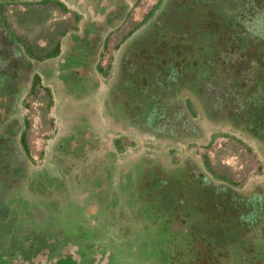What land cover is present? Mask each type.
Wrapping results in <instances>:
<instances>
[{
    "label": "rangeland",
    "instance_id": "rangeland-1",
    "mask_svg": "<svg viewBox=\"0 0 264 264\" xmlns=\"http://www.w3.org/2000/svg\"><path fill=\"white\" fill-rule=\"evenodd\" d=\"M3 1L8 2V5L4 7L5 16L0 17V42L6 39L5 45H8L11 39L18 43V38H24L29 44L39 45L46 50L53 46L60 31L72 23L74 9L93 11V18L106 8L109 11L123 8L125 11L119 19L106 20L108 25L104 31L96 27L93 21V33L90 34L93 45H104V42L107 45L100 59L102 67H110L108 72L103 71L105 76L111 72L107 82H103L105 80L100 76L102 71L99 69L95 78L80 77L77 73L80 62L86 59V53L82 51L75 54L73 45H86L85 33L76 37L69 34L63 37L62 43L68 51L57 57L46 61L30 60L28 64L29 76L34 72L40 73L42 85L37 87L36 93H32L28 92L29 84H21L14 101L12 117L19 125H16V141L11 148L16 157L23 159L16 161L22 170L13 175L16 178L11 175L12 168L8 165L0 170L1 194L15 195L10 199L17 205L12 214L17 215L24 224L36 222V229H43L45 227L41 225L44 223L46 226L70 223L73 230H66L71 235L70 240L80 236L91 239L90 243L81 244L83 247L92 246L94 237L113 242L124 238L130 242L139 239L149 248L147 244L154 243L160 236L157 228L166 216L162 208L171 212L174 208L173 200L177 197L175 194L172 199L170 192L166 193L162 199L159 198L165 207H156L158 204L153 201L159 196L153 199L149 195L154 193L153 183L145 188L146 180L156 179V171L172 179L173 174L184 178L188 172L190 176H207L215 183L226 184L220 186L222 192L228 190L224 187L242 193L264 188V146L254 139L249 129L248 132L237 131L229 127L227 122L221 124L217 120L221 111H210L203 83L198 84L197 88L194 83L185 86L181 80L175 79L174 85L165 86L171 91L169 94L164 93L167 89L162 88V84L157 87L156 83L155 86V72L151 68L142 72L156 60L159 65L157 78L163 77V70L182 73L183 69L189 77L194 73L211 77L215 71L214 61L206 47L212 49L213 45H237V37L244 32V45H254L258 37L264 35V21L262 16L258 18L255 15L259 8L256 10L253 7L252 0H58L64 7L54 2L42 4V0H0ZM153 7L154 13L143 21ZM88 23L89 20L85 19L87 27ZM130 31L131 35L125 37ZM155 36L159 37L158 41ZM145 38L148 44H156L145 45L144 48L140 45L137 48L136 45L142 40L145 42ZM162 50L164 53H157ZM154 54L157 56L151 62L150 58ZM225 54L221 55L222 61H225ZM12 56L21 60L17 49ZM184 57L195 61L193 68L181 62ZM57 61L60 67L58 75L64 66L65 83L59 82L55 74L47 77L50 75L47 71L49 68L54 71ZM12 68L16 70L14 64ZM5 70H9V67ZM8 74L7 83L11 84L4 86V93L16 87L10 77L12 71L9 70ZM18 74H22L21 68ZM25 74L28 72L25 71ZM18 79L23 78L18 76ZM94 79H97V83ZM166 79L170 80L168 77ZM99 83H104V88L99 89ZM44 87L50 89V94ZM112 89L116 95L112 100L113 106L108 104L107 108L104 100L110 102ZM156 92L157 97L152 98L155 106H165L166 102L168 104L166 99L170 98V106L183 111L186 108L184 99L192 100L197 114L186 121L187 125L182 128L185 133L179 135V138L173 135V130L178 128L173 126L174 118L165 126L166 131L163 125L160 127L155 123L151 127L145 124L148 118L145 104L148 96ZM126 113H130L129 121ZM206 114L209 115L207 118L204 116ZM23 128L26 131L28 155L19 143V133ZM151 131L159 133V136L152 135ZM114 137H120V149ZM222 177L227 182L221 180ZM176 185L183 186L180 183ZM208 187L215 191L214 184H208ZM145 193L149 198L144 197ZM237 196L233 204L239 203L235 202L239 198ZM217 199L218 204L213 212L186 205L185 200L179 199L177 204L185 206L186 213L191 211V214H205L211 218L234 211V208L222 207L224 197L221 194H217ZM26 203L30 207H40L42 215L33 218V212L25 206ZM255 208L252 210L256 211ZM179 216L175 217V222L186 225L188 219L181 214ZM205 222V219L202 220L203 229L201 226L195 227L199 233L203 232L202 236L204 234L211 241L227 240V237L219 234L222 230L220 226L211 227L210 223ZM53 225L50 227L54 231ZM20 234L23 235L22 232ZM177 234L176 239L179 241L180 234H183L180 226ZM168 236L172 237L169 233ZM246 237L250 242L252 237L238 235L231 242L239 248L245 246L241 242ZM102 246V250L115 254L122 251L109 243ZM77 247L75 251L81 252ZM256 247L258 249L246 251L245 260L238 262V258H221L217 264H264V255H256V252L264 253V246ZM204 253L194 252L196 264L203 263L198 258ZM46 255L41 253V257L34 259V264L46 260ZM138 263L163 264V261L159 255H155L145 259L144 263L136 260L132 264Z\"/></svg>",
    "mask_w": 264,
    "mask_h": 264
},
{
    "label": "flooded vegetation",
    "instance_id": "flooded-vegetation-1",
    "mask_svg": "<svg viewBox=\"0 0 264 264\" xmlns=\"http://www.w3.org/2000/svg\"><path fill=\"white\" fill-rule=\"evenodd\" d=\"M61 6L64 7L65 5L61 4ZM124 13H125V11L123 8L122 9L118 8L115 11H113V10L109 11L106 8L103 13H100V15L96 14L95 17L93 18V21L95 20L96 27H101L102 31H104L105 27L108 25V23L105 22L106 20H108V19H112V20L119 19L121 17V15H123ZM107 14L108 15L111 14L112 16L109 15V17H110L109 18L107 16ZM126 14H128V11ZM98 24H100V25H98ZM105 39L106 38H104V40ZM4 40H5V42H0V44H2V45H0V56H1L0 57V94H1L0 95V149L7 151L6 155H7V159L9 160V163L6 164L4 162L3 164H0V166L3 168L5 165H8L9 167L12 168L11 175L15 176V175H17L18 171L22 170L21 166L16 165V161L17 160L23 161V159L16 157V155L13 154L14 151L11 148V147H13V143L16 141L15 137H16L17 131H18V128L16 125H19L16 122V120L12 117V115L15 111L14 101L16 100V97H18L17 95L20 91L21 84H24L25 82H26V85L29 84L28 92H30V90H31L30 87H31L33 75L36 73L41 78V75L38 72H34L31 77L29 76V71L27 70V68H28V64L30 63V60H33V61L34 60H36V61H44L45 60L46 61L47 59H53V58L57 57L60 53L57 56H53V57H49V58L36 59L34 57H29L26 54L23 55L21 52V50H23V47L21 46V49H19L20 44L15 42L13 39L10 40L12 42H10V44H8V45H5V44H7V41H6V39H4ZM105 44L106 43L104 42V45H92V46L87 45L85 47V50H83V48H82L83 45L74 49L75 54H78L82 51H84L86 53V59L83 62H80V69L78 68V70H77V73H79L80 77L90 76L92 78L94 76V78H95L96 74H99V71L101 70L102 74L100 76L105 80L103 82H107L109 80L108 78L110 77L111 72L109 75L105 76L103 74V71L108 72L110 70V67L107 66V68H104V67H102L101 62H100V59L102 57V53L107 48V45H105ZM136 47L138 48L139 45H136ZM144 47H145V45H143V48ZM6 49L9 51H6ZM15 49H17V52L20 55L21 60H18L15 57L13 58L12 54L15 51ZM4 59H5V61H4ZM8 60H10V62ZM11 61H13V64H14V67H16V70H13V68H12L13 64ZM93 63H95L94 66H93ZM45 64H46V66H48L47 65L48 63H45ZM7 66L9 67V70L12 71V74L10 75V77L12 78V82L15 83L16 87L14 89L12 88V90L8 91L7 93H4V92H6L4 89V86L6 84H11V82L7 83L9 81V78H7V75H9L8 74L9 70H5L7 68ZM20 68L22 69L21 75L18 74V71ZM59 68L60 67L58 66V61H57L56 66L54 68V71H53V69L50 70V68H49V71H47V72L50 73V75L49 76L47 74H45V75H47V77H51V75L53 76L55 74L57 79L59 78V82L61 81V83H65L66 78H64V75H63L64 74V72H63L64 66H62V71H60V75H58V72H57V70H59ZM98 69H99V71H98ZM25 71H27L28 74H25ZM47 72H45V73H47ZM18 76H21L23 79L19 80ZM94 80H95V83H97V81H96L97 79H94ZM100 83H99V85H100ZM102 84H104V83H102ZM102 84L99 86V89L104 88ZM186 85L190 86L188 84H185V86ZM117 86L118 85L116 84V87ZM195 87H197V86H195ZM97 90L98 89H96V91ZM49 91H50V89H49ZM211 92L212 93L217 92L218 94L221 93L220 90H217L215 88H212L210 90V93ZM206 93H208V92H206ZM206 93H204L205 97L207 96ZM226 93H227V90H224L222 95L226 96ZM115 95H116V92L114 91V89H112V95L110 97V102H108L107 99L104 100V103L106 102L107 108H109V105L113 106L112 100L114 99ZM178 97L180 98L179 94H178ZM171 100L172 99H170V98L166 99V101H168V104L166 102V108H167L166 110H169L170 113L168 114V112H169L168 111L164 114V116H163L164 118L168 114V116L165 119L162 120L161 116H160L159 121H154L153 119H151L152 118L150 116L151 114L148 113L147 114L148 118H146L145 124H149V126H151V127H153L155 125V123L159 124L160 127L163 125V128L165 130V126L167 124L171 123L172 119L174 118L173 122H172L173 126L174 127L177 126L178 128L177 129L174 128L175 130H173V131H175V132H173V135L178 136V138H179V135L182 136V134L185 133L184 130H182V128L184 127V125H187L186 121L189 118H188V116L185 117L184 112L181 111L179 108H174V107L170 106ZM123 104L126 105L125 103H123ZM109 112H110V110H109ZM227 113H228V111H227ZM129 114L130 113L125 114V116L128 117L127 121H129V116H128ZM177 115H178V117H177ZM204 116L207 118V116H209V115L206 114ZM225 116H226V110L222 109L221 110V116L218 117L217 120H219L221 122V124H225L224 122H227L226 124L229 125V127H231L232 129H235V130L239 129L240 131H244L243 129L240 128V126L237 127L236 124L234 125L229 119H226ZM22 130H24V128ZM22 130H21V132H22ZM21 132L19 133V137H20ZM246 132H248V131H246ZM255 132L256 131L254 130L253 134H251V135H253L254 139L261 142L262 146H264V142H262V140L259 138V136L256 135ZM97 134H98V132H97ZM151 134L154 136H159V133H155L153 131H151ZM19 143H21L20 139H19ZM8 148H10V150H8ZM1 154H2V152H1ZM26 155H28L27 152H26ZM0 163H2V162H0ZM47 173L49 176L50 175L49 170ZM213 174H215V173H213ZM213 174H211V175H213ZM172 177H173V179L170 178V176L168 178H166L165 173L161 174V172L156 171V179L150 180V181L146 180L147 184L145 183V188H148L149 184L153 183L152 191L154 193L153 194L149 193V195L152 196L153 199H155V197L159 196L158 198H156L155 201H153L154 204L155 203L158 204V205H156V207H165V206H163V204H162L163 202H161L160 199H162L166 193L170 192L169 195L172 196V199L174 198L175 194L177 195V197L173 200L174 201L173 202L174 208L171 210V212H173L172 214L170 211L168 212V209L164 210V208H162V210L166 216L163 215L164 216L163 222L161 224H159L158 228H157V231H158V233H160V236L154 243H148V244L146 243L147 247H149V248L151 247V249L146 248L144 245V242L143 243L139 242V239H134V240H131V242H130V240H126L124 238V240H120L119 242H117V241L113 242V241H108L105 238L94 239V237H93V245L92 246H84L83 247V246H81V244L86 245L87 243H90V241H89L90 238H87L86 236H80L77 239L70 240L71 235H70V233H67V231H66V230H73L70 223H66L65 225L48 224L47 226H46V223H44V225H41V226H44L45 227V228H43L44 231H47L50 234V237H46L45 239L47 240L48 244L50 243V244H52V246H50V247L44 246V249L40 253H38L37 256L34 257V259L37 257L39 258V256L41 257V253L47 254L46 260L42 259L37 264H132L136 260L144 263L145 259H150V258L154 257L155 255H159L161 257L163 264H196L197 263V261H196L197 257H196V259H193L194 258V252L196 254H199V253L201 254V253L205 252L204 255H202L201 257L198 258V259H200V262H203L202 264H207L208 262H209V264H214V263L217 264V262H219L221 258H223V259L231 258V260L233 258L234 259L238 258V262H240L241 260L246 259L245 255H246L247 250H255L257 248L256 245L264 246V188H261V190L255 189L252 191H247L246 193L245 192L242 193V192L234 191L233 189H231L229 187H224V188H228V190L222 192L220 190L221 189L220 186H226V184L225 183L224 184L215 183L213 180H211L207 176H201V175L190 176V173L188 172V174L184 178H180L179 175H175V174H173ZM14 178H16V177H14ZM213 179L215 180V178H213ZM220 179L223 180L222 178H220ZM26 182L28 183V181H26ZM224 182H227V181H224ZM178 183L182 184L183 186H177L176 184H178ZM208 184H214L215 185V191H212V189L210 190L208 187ZM143 186H144V184H143ZM17 190H19V189H17ZM148 190H150V189H148ZM205 191H209L210 193L206 194ZM155 192H157V193H155ZM1 193H2V190L0 189V207H3V208L8 207L11 210L10 215L12 217H14V220H15L14 228L16 227V229H18L17 226L22 225V228H20L22 233H23L24 229H26L25 232L28 231L33 235H38V232H40L41 229H36V227H37L35 225L36 222L32 223L34 226H32V224L27 225V224H24V221L19 220L17 215L12 214V210L17 208L16 207L17 205H14L10 201V199L13 198L15 195L11 196L10 194H6L4 196ZM218 193L224 197V200L222 201V204H223L222 207L234 208V211L229 212V213L227 212V214L220 213L215 218H213V217L211 218L209 216H205V214L204 215L199 214V213L191 214L192 213L191 211L186 213L185 212V206H178V204H177L179 199L185 200L187 202L186 205L191 204L194 207H196L197 209L201 208L204 210H208V212H213V210L216 209L215 206L218 204V199H217ZM146 196H147V194L144 195L145 198H146ZM235 196L239 197L237 200H235V202H237V201L239 202L238 204L232 203V202H234ZM25 206L30 207L27 205V203L25 204ZM248 207H249V209H248ZM254 207H256L255 208L256 211L252 210V209H254ZM30 209L33 212L31 214L32 216H34L33 218L42 215L40 207L34 205V206L30 207ZM179 214H181L182 216H184L188 219V222L186 225L185 224L183 225L180 222H175V217L179 218L180 217ZM204 219L206 221L205 222L206 224L210 223L212 225L211 227L218 228V226H220L222 228V230L219 231V234H221V233L227 234V236H228L227 241L226 240L225 241H221V240L211 241V240H208L204 236V234L202 236L203 232L199 233V230L195 227L201 226L200 228L203 229L204 225L202 223V220H204ZM176 221H177V219H176ZM52 225L55 227L54 231L50 227ZM41 226H39V227H41ZM179 226L181 227L183 234H180L181 238L179 241H177L176 236L178 237L177 231H178ZM46 227H48V229ZM167 227H170L169 231H165V229ZM171 227H172V229H171ZM229 230H231L232 232H230ZM21 232H18V235H17L18 239H23V236L25 235V232L23 233V235L20 234ZM168 233L170 235H172L171 239H173L172 242L175 244V249H176L175 255L173 257H171L172 261H168V260L165 261V257H167V255H166L167 253L162 246L163 242H165L164 238H166L165 236H168ZM225 234H223V235H225ZM235 235L236 236L238 235L240 237L250 236V237H252V239L249 242L247 240V237H246L243 240L244 242H241V243H244L245 246H238L239 248H237L236 246H234V244H232L233 242H231L232 238L235 239L234 238ZM10 237L11 236H9V239H11ZM198 237H204V239L198 238ZM219 237H220V235L218 236V238ZM199 240H202V242H200ZM166 242H169V240ZM105 243H109V245L117 246V248L118 249L121 248L122 251L116 252L117 254H115L114 252H110V251L108 252V251L102 250V248H103L102 244H105ZM110 243H116V244H110ZM130 243H132V244H130ZM176 243H177V246H176ZM77 246H79V249L81 250V252L75 251L74 248ZM143 248H144V251H143ZM240 248H242V250ZM145 249H149V251L146 252ZM161 254H162V256H161ZM190 254H191L192 258L190 256ZM257 254L258 255L259 254L264 255V253L256 252V255ZM34 259L23 260V257L21 255H18L17 253H15L11 256V259L9 261H0V264H34V262H33ZM19 260H20V262H19ZM138 264H141V263H138ZM198 264H201V263H198ZM232 264H234V263H232Z\"/></svg>",
    "mask_w": 264,
    "mask_h": 264
},
{
    "label": "trees",
    "instance_id": "trees-1",
    "mask_svg": "<svg viewBox=\"0 0 264 264\" xmlns=\"http://www.w3.org/2000/svg\"><path fill=\"white\" fill-rule=\"evenodd\" d=\"M252 1L253 7H256V10L257 8H259V10L256 11L257 13L255 15H257L258 18L262 16V20L264 21V0ZM40 2L42 4L54 2L61 7V3L58 0H42ZM7 5L8 2L6 1L0 2V17L5 16L4 7H6ZM154 10L155 7H153L144 16L143 21L148 20L154 13ZM242 11H244V9H242ZM248 17H250V15ZM244 33H240L237 37V45H213L212 49H208L209 46L206 47L207 52L210 54L211 59L214 61L213 65L215 71L211 77H209L208 74L205 76H201V74L199 75L195 73L192 75L190 74L191 76L189 77V74L186 73L187 71L183 69L182 73L178 71L173 72L163 70V77L157 78L159 65L155 60V57L157 56L156 54H154L153 57L150 58L151 62L152 60L155 61L151 63V65L146 66L142 72L145 73L148 69L151 68L153 72H155L153 75L155 77V86L156 83H158L157 87H159V84H162V88H165V86H169L171 84L174 85L175 79H178L179 81L181 80V83H185L188 85L194 83L196 84V86H198V84L203 83V87L205 88L206 92H208L206 93V102L211 108V110L209 109L210 111L219 112L222 109L226 110V119H229L234 125L236 124L237 127L240 126V128L245 131H248L249 129V131L253 132L255 130L256 135L259 136L262 142H264V35L258 37L256 41L257 44L244 45L246 41ZM130 35L131 31L128 32L125 37H128ZM125 37H123V39ZM154 38L157 41L159 40L158 36H155ZM146 40L148 41V39L146 38L145 42L142 40L139 46L153 45V43L156 44L155 42H152V44H148L149 41L147 42ZM17 41L20 44V48H18L21 49V46L23 47V50H21L23 55L26 54L27 56L34 57L36 59L49 58L57 56L60 53V45L58 41H56L49 50H46L44 47H41L39 45H34L31 43L29 44V41L24 38H18ZM222 52L226 53V57H224L225 61H222ZM157 53H164V51H158ZM181 62L193 68L195 61L192 58L186 59L184 57ZM186 69L189 68L186 67ZM167 77L170 80H167ZM39 85H42L41 78L38 74L35 73L31 82L30 92L36 93L37 87ZM207 86L209 89H207ZM44 88L50 94L49 88ZM212 88L220 90L221 93H210V90ZM224 90H227L228 94L226 93V96L222 95ZM167 91H165L164 93L170 94L171 91L169 89H167ZM148 97L150 99L148 98L145 104V106L147 107V109L145 110L146 114L150 113V116L152 117L151 119H153L154 121H159L160 116L162 120L165 119L170 111L166 110V105L163 107L155 106V102L152 98L157 97V92ZM141 101L142 100H140V102ZM184 103L186 106V108L183 110L184 116H188L189 119L195 117L197 112L194 108L192 100L184 99ZM139 105L142 106L143 104ZM252 105H256L258 108H254V106ZM248 108L254 109V111L250 112ZM166 112H168V114L164 118L163 116ZM19 139L21 144L24 146L25 151L28 152L26 149L27 145L25 128L24 130H22ZM114 141L115 143H117V147L119 148L120 137H115ZM0 151L2 152V154L0 152V162H2L0 164H3L4 162L6 164L9 163L6 155L7 151L1 149ZM1 169L2 167L0 166V170ZM222 179L225 180V178L223 177ZM10 213L11 210L8 207H0V261H9L11 259V256L15 253L21 255L23 257V260H32L35 256L38 255V253H40L44 249V246H52V244H48L47 240L45 239L46 237H50V234L47 231H44V229H41L40 232H38V235H33L28 231L25 232L26 229H24L23 233L25 232V237L23 236V239H18L17 235L18 232H21L20 228H22V225L17 226L18 229H16V227L14 228L15 220L14 217L10 215ZM167 228L165 229V231L170 230V227ZM229 231L232 232L231 230ZM9 236H11V239H9ZM165 237V243H163L162 245L167 253L165 261H172L171 257L175 255L176 251L175 244L172 242L173 239L168 236ZM224 237H228L227 234H225ZM168 240L169 242H166ZM199 241L202 242V240Z\"/></svg>",
    "mask_w": 264,
    "mask_h": 264
},
{
    "label": "crops",
    "instance_id": "crops-1",
    "mask_svg": "<svg viewBox=\"0 0 264 264\" xmlns=\"http://www.w3.org/2000/svg\"><path fill=\"white\" fill-rule=\"evenodd\" d=\"M64 10L66 11L67 8H65ZM73 13H74V18L72 20V23L69 25L68 28L62 29L60 31V35L55 40V42L56 41L59 42L60 54L62 52L68 51L67 48L64 47V45L62 43L63 37H67L68 34H69V36L74 35L73 37H76L79 34L85 33L87 36L86 40H85V41H87V43H85V44L89 45V46L93 45V41H91L92 39L90 38V34L93 33V11L83 10V9H74ZM85 19L89 20L88 27L85 25ZM54 43H53V45H54ZM86 45H83L82 48L85 49ZM74 46H75V48H78L82 45H73V48H74Z\"/></svg>",
    "mask_w": 264,
    "mask_h": 264
}]
</instances>
